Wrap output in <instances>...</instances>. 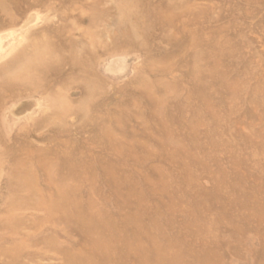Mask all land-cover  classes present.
<instances>
[{
    "label": "rangeland",
    "instance_id": "obj_1",
    "mask_svg": "<svg viewBox=\"0 0 264 264\" xmlns=\"http://www.w3.org/2000/svg\"><path fill=\"white\" fill-rule=\"evenodd\" d=\"M0 264H264V0H0Z\"/></svg>",
    "mask_w": 264,
    "mask_h": 264
},
{
    "label": "bare ground",
    "instance_id": "obj_2",
    "mask_svg": "<svg viewBox=\"0 0 264 264\" xmlns=\"http://www.w3.org/2000/svg\"><path fill=\"white\" fill-rule=\"evenodd\" d=\"M46 60H47V58H46ZM34 69H36V64H35V66H34Z\"/></svg>",
    "mask_w": 264,
    "mask_h": 264
}]
</instances>
